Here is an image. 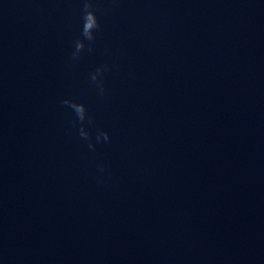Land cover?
<instances>
[{"label": "clouds", "instance_id": "9594fccd", "mask_svg": "<svg viewBox=\"0 0 264 264\" xmlns=\"http://www.w3.org/2000/svg\"><path fill=\"white\" fill-rule=\"evenodd\" d=\"M82 20L83 23L81 27V35L84 39H78L75 41V52L73 53V59H75L77 57V54L84 49V40H87L89 42L93 41L95 39L94 32L99 30L100 24L94 10L93 0H83ZM89 51H91V46H89ZM92 79L95 80L96 77L93 76ZM62 104L70 107L75 112L78 121L83 124V122L87 118L86 109L83 104L68 99L63 100ZM79 134L82 138L89 139V133L86 132L83 127L80 128ZM101 136L105 141L109 139L108 134L105 132L98 135L97 140H100ZM88 147L90 149H93L94 145L89 143Z\"/></svg>", "mask_w": 264, "mask_h": 264}]
</instances>
